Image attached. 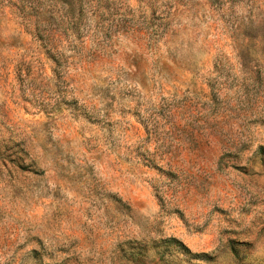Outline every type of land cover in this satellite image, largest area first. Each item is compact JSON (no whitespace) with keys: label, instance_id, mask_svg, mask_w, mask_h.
Here are the masks:
<instances>
[{"label":"rangeland","instance_id":"obj_1","mask_svg":"<svg viewBox=\"0 0 264 264\" xmlns=\"http://www.w3.org/2000/svg\"><path fill=\"white\" fill-rule=\"evenodd\" d=\"M0 264H264V0H0Z\"/></svg>","mask_w":264,"mask_h":264}]
</instances>
